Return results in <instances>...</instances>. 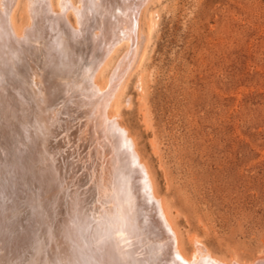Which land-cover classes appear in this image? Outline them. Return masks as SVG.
Here are the masks:
<instances>
[{
  "label": "rangeland",
  "instance_id": "obj_1",
  "mask_svg": "<svg viewBox=\"0 0 264 264\" xmlns=\"http://www.w3.org/2000/svg\"><path fill=\"white\" fill-rule=\"evenodd\" d=\"M28 1L14 0L8 7L14 26H25L24 9ZM74 1L62 3L60 0L72 23L79 22V18L83 20L88 5L92 6L91 18L94 10L106 7L104 0H87L81 4L79 0ZM143 3L138 4L135 19L136 38L133 39L136 42L127 40L125 32L114 34V41L96 66L89 63L90 56L85 57L91 49L94 28L84 31L88 34L80 36L81 42L74 41L76 55L83 56L75 64L70 59L74 49L70 40L63 43L64 58L59 60L50 51L52 42L36 28V36L29 38L36 54L25 51L24 58L17 54L16 65L3 67V79L16 74L29 92L33 87L31 75H34L32 103L38 111L37 117H42L41 121L51 131V145L61 152L65 170L71 169L73 178L66 185L67 197L73 196L72 191L76 197L88 195L86 207L93 217L98 215L93 218L96 224L109 225L119 232L116 225L125 212L107 180L106 173L110 170L107 163L99 164L102 177L96 175L94 168L96 151H93L99 142L88 125L91 120L87 117L91 118V113L82 101L85 94L96 89L93 80L105 88L107 95H115L114 109H111L115 114L113 129L124 128L133 139L134 145L129 138H124L125 146L134 160L139 158L143 172L149 174L185 253L189 256L197 243L204 249V255L209 252L225 260L233 256L240 262L253 264L264 258V0H147ZM78 6L83 9L79 15L74 9ZM110 14L115 16L111 11ZM63 26L70 31L66 22ZM63 84L71 87L70 97ZM0 113L5 123L0 120V129L5 132L4 136L0 135V147L4 146L12 154L16 152L14 141L19 138L16 130L24 126L17 123L18 118L13 114L7 122L2 107ZM73 138L75 141L70 142ZM1 150L0 158L4 159ZM105 158H110L109 153ZM79 160L83 164H78ZM87 163H93L92 170L86 168L91 172L83 176L85 168L79 166ZM6 171L4 174L9 177L10 170L9 174ZM95 179L99 185H94ZM7 203L10 215L6 228L2 229L4 236L0 237V264H43V248L48 246L59 253L57 233L42 235L43 230L33 223L26 200L16 205L8 199Z\"/></svg>",
  "mask_w": 264,
  "mask_h": 264
},
{
  "label": "bare ground",
  "instance_id": "obj_2",
  "mask_svg": "<svg viewBox=\"0 0 264 264\" xmlns=\"http://www.w3.org/2000/svg\"><path fill=\"white\" fill-rule=\"evenodd\" d=\"M85 1L87 0H79L78 3L81 4ZM104 1H106V7H99L98 10H94V13L92 14L94 18L90 17V9H92V6L88 5V10L84 15L85 17L83 20L82 18H79V22L75 21V23H72L68 19V11L64 12L65 4H62L63 0L62 3L60 0H29L26 8H23L25 10L24 12L26 13L25 16H27V22L25 26L19 28L18 25L14 26L16 24L12 19H9L8 7L13 5L14 0H0V107L5 110L6 115H4L8 117L7 122L11 121L10 115L13 114L18 118V120L16 119L17 123L24 126L23 127L21 125L23 129L16 130V133L19 135L17 140L14 138L16 152L11 154L7 149L4 148V146L0 147L5 156L4 159L0 158V163L2 164V167H0V237L4 236V230L2 229L6 228L7 218L10 215V213L7 211V207L10 206H7L10 203H7L8 199H10L13 204H18L23 199L28 202L26 205L31 208V217L33 219L34 225L43 230L42 235H48L49 232H53L55 234L57 233L56 236H58V238L56 236L55 237L59 239V245L56 243L59 246V253H57V251L50 250L48 248L49 246L43 248V264H251L248 262H240L238 259H235V257L233 259V256L232 258L230 257L231 259L225 260L220 259L209 252L204 255V249L198 246L197 243L194 244L195 240H193V238L192 240L194 241V246L192 245V253L189 256L185 253L178 233L172 225L167 210L164 207V202L161 201L162 199L160 200L158 198L154 191L149 174L146 175L143 172V164L139 158L137 157V159L134 160L129 148H126L125 146L126 140L124 138H129V135L123 127V129L120 128L116 131L114 130L115 127H113V119L115 118V114H113L111 110L114 109L112 106V101L114 100L113 96H115L112 95L114 90L110 92L112 93L111 95H107V93L104 92L105 88H103L101 84L94 80L93 82L94 85H96V89L93 88L92 91L85 94V96L82 98V101L86 102V109L91 113V115H89L91 118L87 117V119L89 118L91 120L90 121L88 119L90 121L88 122V125L92 127V131L97 138V142H99V146L94 148V151L92 150L93 152L96 151V166L94 167L97 172L96 175L101 177L104 175H101L99 164L101 165L103 163H107V166L110 169L106 173L107 180L109 178L110 184L113 185V193L115 198L119 199L122 205H124V218L121 221L119 220L120 223L117 220L119 224L116 225L119 232H115L113 230L114 228L112 229L109 225H104L103 223L96 224L93 218L97 217L98 215L93 217L91 213H89V208L86 207V203L89 201L88 195H84V197H76V194H74L75 191H72L73 196L69 198L67 197L66 191L68 189L66 190V185L70 183L69 179L72 177V174H70L71 169H69L70 171L65 170L67 166L65 167V164L63 163V158L60 154L61 152L57 150V146L51 145L53 142V139L52 141L50 140L51 131L41 121L42 117L41 119L37 117L38 111L32 103V97L34 96L32 93V88L35 87V77L33 74L31 75L33 87L28 89L30 92L29 93L26 89L27 87L18 79V75L15 74L14 77L10 75L6 78V80H4L3 77L5 75L3 74V67L7 66L8 64L16 65L14 62L15 59L18 58L17 54L23 56V58L26 57L24 54L25 51L29 52L30 55L36 54L37 50L34 48V43L30 41L31 39L29 40V38L36 36V28L38 29V32H41L42 36L49 38L50 42H52V44L49 46L50 51L53 52L54 56H56V58L59 60L64 58L62 51L63 43L65 44L67 40H70V43L74 48L71 51L72 56L70 58L73 64L77 63L76 60H80L79 56L83 59L82 55H76L78 50L75 48L76 44L74 41H80V36L84 37V31L87 29L92 30L94 28L95 31L92 32L93 37L90 44L91 49L90 51L88 50L89 53L85 57L90 56L89 63H93L95 66L98 64L102 53L107 50V46L110 45L112 41H114V34H121V32H125L126 34L124 37H126L127 40H133L134 44L136 42L133 38L136 34L135 28L137 26L135 21L137 20L135 19L136 15L138 14V4H141L147 0H140V2L139 0ZM73 2L75 1L73 0ZM98 2H100V0H98ZM74 9H76L78 15L79 13H83L81 6L75 7ZM110 11L113 12L115 16L111 15ZM97 14H99L98 17H96ZM64 22L67 23L70 31L66 27V29L64 28ZM118 28H120L121 31ZM113 30H115L114 33ZM89 36L90 35H88V38ZM74 54L78 56V58H75ZM119 59L121 61L124 58ZM22 61L25 62V60H21V62ZM64 63L65 62H63V64ZM104 66H106V64ZM11 71L13 72V70ZM121 71H123V69L120 70L119 74H121ZM113 80L114 79L111 81ZM69 85H71V83ZM63 88L68 89V91H66L68 93L67 95L70 94L69 92H73L70 89L71 87L68 88V86H65L64 84ZM69 97L67 98L69 99ZM44 114L45 113L43 112V115ZM47 115L49 117V114ZM1 122L3 123L2 120ZM63 129L64 127L61 131H63ZM4 133L5 132H2L1 130L0 135L2 136ZM75 133L77 132L75 131ZM84 135H86V133H84ZM74 136L75 135H73V137ZM74 138L70 142H72ZM129 139L131 140V138ZM130 140L127 139V142ZM87 143L89 145V142ZM131 143L134 145L133 139L131 140ZM134 148L135 147L133 146V149ZM133 151H135V149ZM112 152L114 153L112 154ZM129 152L130 154L126 157ZM106 153H109L110 158H105L107 156ZM81 161L79 160V163H77L80 164ZM81 164L83 163L81 162ZM91 164L87 163L86 166H79L80 168H85L81 175H87L88 171L86 168H91L92 170ZM78 168H75L77 169L76 172L79 171ZM8 169L10 170L9 177L4 174L5 170L9 171ZM7 171L5 173H7ZM2 173L4 174L3 176H1ZM92 173L94 174V172ZM81 175L78 177H81ZM92 176L89 177L92 178ZM95 183L96 184L94 185H99L97 184V180ZM89 184H91V182ZM88 188L90 189V187ZM75 189L76 188H74V190ZM93 194L92 196L94 197ZM68 196L70 195L68 194ZM106 196L107 195H105V198ZM103 204L105 205V201ZM96 205L97 204H95V206ZM82 208L84 211H81ZM79 211L80 213H78ZM90 211L92 212V210ZM98 212L100 213L101 211ZM111 212L112 211H110V213ZM104 213H106L105 210ZM110 219L111 218H109V220ZM106 221H108V219ZM43 240L47 241L45 239ZM192 240L190 239V241ZM13 242H15V240ZM43 244H45V242ZM262 263H264V258L257 259L253 262V264Z\"/></svg>",
  "mask_w": 264,
  "mask_h": 264
}]
</instances>
